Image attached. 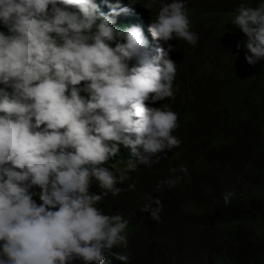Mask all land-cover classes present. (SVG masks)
I'll use <instances>...</instances> for the list:
<instances>
[{
  "label": "clouds",
  "instance_id": "obj_1",
  "mask_svg": "<svg viewBox=\"0 0 264 264\" xmlns=\"http://www.w3.org/2000/svg\"><path fill=\"white\" fill-rule=\"evenodd\" d=\"M153 3L0 0V264H127L129 222L98 205L135 190L119 185L137 165L180 146L177 114L149 104L174 99L168 42L199 40L185 0H160L150 20ZM235 11L246 37L236 48L254 66L264 60V0ZM170 172L188 175L183 165ZM146 201L140 211L159 222L161 201Z\"/></svg>",
  "mask_w": 264,
  "mask_h": 264
},
{
  "label": "trees",
  "instance_id": "obj_2",
  "mask_svg": "<svg viewBox=\"0 0 264 264\" xmlns=\"http://www.w3.org/2000/svg\"><path fill=\"white\" fill-rule=\"evenodd\" d=\"M255 1L185 0L199 40L195 46L168 42L176 63L174 99L149 104H167L177 114L172 134L180 146L151 167L137 165L119 185L135 183V190L98 205L129 222L128 245L120 249L127 264H264V60L246 62V49L236 48L246 37L231 23L240 3L254 7ZM159 5L156 0L148 9L150 20ZM182 165L188 175L170 172ZM176 175L179 183L157 190ZM228 192L233 195L225 205ZM148 195L163 205L159 222L140 211ZM203 235L212 245L205 256L195 246Z\"/></svg>",
  "mask_w": 264,
  "mask_h": 264
},
{
  "label": "rangeland",
  "instance_id": "obj_3",
  "mask_svg": "<svg viewBox=\"0 0 264 264\" xmlns=\"http://www.w3.org/2000/svg\"><path fill=\"white\" fill-rule=\"evenodd\" d=\"M98 188V187H97ZM211 240L208 237V235H203L201 237V241L198 243H195V246L197 247L196 250L199 254L205 256L211 248ZM189 247H193L192 244H189Z\"/></svg>",
  "mask_w": 264,
  "mask_h": 264
}]
</instances>
